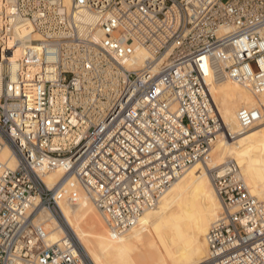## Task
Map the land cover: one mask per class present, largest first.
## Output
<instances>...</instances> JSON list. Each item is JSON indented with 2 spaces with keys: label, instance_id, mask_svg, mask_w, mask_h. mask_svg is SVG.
<instances>
[{
  "label": "built area",
  "instance_id": "obj_1",
  "mask_svg": "<svg viewBox=\"0 0 264 264\" xmlns=\"http://www.w3.org/2000/svg\"><path fill=\"white\" fill-rule=\"evenodd\" d=\"M0 64V264H85L36 221L39 203L77 199L44 175L71 176L114 234L138 223L217 135L232 136L212 85L264 92V0H0ZM263 115L256 104L237 119ZM207 171L222 215L204 264H264V201L234 161Z\"/></svg>",
  "mask_w": 264,
  "mask_h": 264
},
{
  "label": "bare ground",
  "instance_id": "obj_2",
  "mask_svg": "<svg viewBox=\"0 0 264 264\" xmlns=\"http://www.w3.org/2000/svg\"><path fill=\"white\" fill-rule=\"evenodd\" d=\"M18 54L16 50L10 60L12 78ZM141 63L139 57L132 65L140 67ZM1 72L0 64V92ZM212 93L223 125L232 136L217 135L208 159L188 166L158 202L141 214L138 223L122 234L109 229L93 200L84 195L71 176L61 180L59 168L46 173L43 180L49 188L60 183L63 192L77 194L75 203L58 199L56 211L42 202L35 209L46 242L62 245L72 235L85 264H204L209 255L206 234L222 215V203L207 167L234 161L248 192L264 201V115L248 128H242L237 119L241 107L260 104L264 108V92L256 95L226 78L212 85ZM7 156L3 150L0 160Z\"/></svg>",
  "mask_w": 264,
  "mask_h": 264
},
{
  "label": "rangeland",
  "instance_id": "obj_3",
  "mask_svg": "<svg viewBox=\"0 0 264 264\" xmlns=\"http://www.w3.org/2000/svg\"><path fill=\"white\" fill-rule=\"evenodd\" d=\"M238 161L240 160V159H238V157L236 158ZM239 163H240V161H239ZM240 166V165H239ZM55 211H56V209H54ZM39 221V220H38ZM40 222V221H39ZM38 222V223H39ZM43 226V225H42ZM44 227V226H43ZM208 227H209V225H208ZM206 232V231H205ZM71 237H68V238H70V239H72L74 242H76L75 241V239H74V237L72 236V235H70ZM203 236L205 237V233L203 234ZM133 251H135L134 249H133Z\"/></svg>",
  "mask_w": 264,
  "mask_h": 264
}]
</instances>
